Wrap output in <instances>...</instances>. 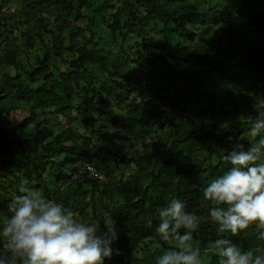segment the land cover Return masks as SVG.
Wrapping results in <instances>:
<instances>
[{
    "label": "trees",
    "instance_id": "trees-1",
    "mask_svg": "<svg viewBox=\"0 0 264 264\" xmlns=\"http://www.w3.org/2000/svg\"><path fill=\"white\" fill-rule=\"evenodd\" d=\"M259 119L264 0H0V227L26 180L103 231L111 215L120 254L104 264L173 247L155 231L172 198L206 218L203 264H220L203 253L218 238L264 256V229L220 233L201 191Z\"/></svg>",
    "mask_w": 264,
    "mask_h": 264
},
{
    "label": "clouds",
    "instance_id": "clouds-1",
    "mask_svg": "<svg viewBox=\"0 0 264 264\" xmlns=\"http://www.w3.org/2000/svg\"><path fill=\"white\" fill-rule=\"evenodd\" d=\"M257 109L260 107L256 105ZM250 135L257 138L247 149L237 146L222 157L230 168L201 189L210 202V218L220 233L233 237L251 226L264 229V119L257 120ZM19 193L8 204L9 218L0 227L6 254L0 264H104L119 249L112 245L119 236L108 213L101 221L82 222L62 203L46 197L40 189L21 181ZM155 231L173 247L155 257V264H203L202 250L193 244L205 217L186 211V205L172 198L159 209ZM257 239L264 240V230ZM205 254L218 255L220 264H264V256L242 250L231 239L210 241Z\"/></svg>",
    "mask_w": 264,
    "mask_h": 264
},
{
    "label": "built area",
    "instance_id": "built-area-1",
    "mask_svg": "<svg viewBox=\"0 0 264 264\" xmlns=\"http://www.w3.org/2000/svg\"><path fill=\"white\" fill-rule=\"evenodd\" d=\"M84 173L86 172L89 176L97 177L99 174V171L97 167L92 163H87L86 168L84 167Z\"/></svg>",
    "mask_w": 264,
    "mask_h": 264
},
{
    "label": "rangeland",
    "instance_id": "rangeland-1",
    "mask_svg": "<svg viewBox=\"0 0 264 264\" xmlns=\"http://www.w3.org/2000/svg\"><path fill=\"white\" fill-rule=\"evenodd\" d=\"M15 7H16V3H15V2H12V3H11V5H10V6H8V8H9L10 10H14V9H15ZM16 118H17V119H20V118H21V115H20V113H18V114L16 115ZM122 169H123V168H121V169H119V170H118V173H117L118 175H119V174H120V173L123 171ZM125 172H127V173H128V169H126V170H125ZM8 178H9V177H8ZM14 179H15V178H14ZM14 179H12V180L14 181ZM50 181H51V180H50ZM78 220H80V221H81V219H80V218H79Z\"/></svg>",
    "mask_w": 264,
    "mask_h": 264
}]
</instances>
